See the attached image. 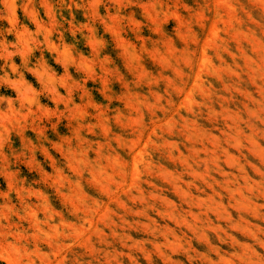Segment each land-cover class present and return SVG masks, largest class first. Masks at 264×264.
<instances>
[{"label": "rangeland", "instance_id": "obj_1", "mask_svg": "<svg viewBox=\"0 0 264 264\" xmlns=\"http://www.w3.org/2000/svg\"><path fill=\"white\" fill-rule=\"evenodd\" d=\"M0 264H264V0H0Z\"/></svg>", "mask_w": 264, "mask_h": 264}]
</instances>
